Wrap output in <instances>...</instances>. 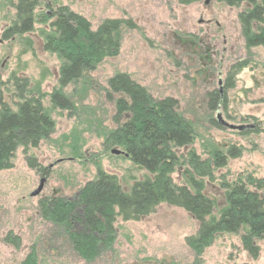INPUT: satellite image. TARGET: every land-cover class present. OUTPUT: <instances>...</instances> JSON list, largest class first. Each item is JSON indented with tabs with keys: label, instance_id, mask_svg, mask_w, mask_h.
<instances>
[{
	"label": "rangeland",
	"instance_id": "rangeland-1",
	"mask_svg": "<svg viewBox=\"0 0 264 264\" xmlns=\"http://www.w3.org/2000/svg\"><path fill=\"white\" fill-rule=\"evenodd\" d=\"M40 2L37 14L52 15L59 7H67L87 19L94 31L105 21H122V40L116 57L106 58L84 76L83 81H94L92 87L81 83L62 88L73 102L70 110H63L49 99L55 89L61 90V61L43 47L52 19L47 24L35 23L30 33L4 40L16 11L11 1L0 0V73L7 83L3 95L10 96L13 90L16 96L9 84L13 75L27 78L46 94L43 104L55 122L49 141L38 148L17 149L12 167L0 171V264H22L32 247L38 259L35 264H264V241L258 243L261 252L252 259L238 235H220L202 254L195 253L186 238L195 234L197 222L183 209L166 204L140 221L120 219L111 251L85 262L69 250L61 228L45 221L39 210V201L45 197L73 200L98 169L117 175L126 190L146 174L126 157L123 147L105 142L115 128L108 80L120 73L156 100L172 97L177 101L180 112L196 129L197 138L188 149L201 156H207L206 147L243 150L240 158L230 159L215 173L209 194L216 192L220 182L238 177H252L264 185V48L245 47L238 16L247 4L231 7L220 0L207 5L206 0L187 4L183 0ZM193 44H198L196 52ZM245 62V68L233 71L235 64ZM219 78L224 79L223 87ZM220 90L225 104L221 113L227 122L222 129L211 125L215 113L207 103L208 94ZM118 97L114 95L115 100ZM43 178L41 192L30 196ZM173 178L183 183L182 171Z\"/></svg>",
	"mask_w": 264,
	"mask_h": 264
},
{
	"label": "trees",
	"instance_id": "trees-1",
	"mask_svg": "<svg viewBox=\"0 0 264 264\" xmlns=\"http://www.w3.org/2000/svg\"><path fill=\"white\" fill-rule=\"evenodd\" d=\"M9 1L16 15L4 31V40L30 33L35 23L47 24L52 19L50 29L43 35V47L61 61L58 73L61 90L55 89L49 99L57 108L70 110L72 99L62 88L81 83L92 87L94 81L86 82L83 78L106 58L119 54L123 22L108 20L94 31L87 19L67 7H59L52 15L37 14L42 5L40 0ZM190 1L197 0L182 3ZM220 1L231 7L241 2L247 4L238 16L245 47L264 48V0ZM45 5L50 7L48 3ZM195 45L198 44L191 48L196 52ZM246 64H235L232 69L236 72ZM9 84L16 90V96L12 90L10 96L4 97L7 83L0 73V171L12 167L17 149L38 148L55 133V122L43 104L46 94L33 87L27 78L17 75L9 79ZM222 93V90L209 93L207 102L209 110L215 113L210 123L219 129L227 125L221 113L225 105ZM107 96L114 106L115 128L106 135L105 142L123 147L126 157L146 174L126 190L117 175L98 169L73 200L60 196L41 199L39 210L45 221L61 228L60 236L68 242L69 250L85 262L107 255L116 242L120 219L140 221L166 204L183 209L197 222L195 234L186 238L195 253L202 254L218 236L230 234L238 235L243 250L256 259L261 252L258 243L264 241L262 181L238 177L220 182L213 194L207 192L215 181V173L224 169L230 159L240 158L243 150L236 146L225 151L206 147L207 156H201L188 149L197 138L196 129L180 112L177 101L172 97L154 99L127 74H116L108 80ZM181 149L183 153L179 152ZM179 170L183 177L181 184L173 178ZM32 248L29 259L22 264L38 263L36 248Z\"/></svg>",
	"mask_w": 264,
	"mask_h": 264
},
{
	"label": "water",
	"instance_id": "water-1",
	"mask_svg": "<svg viewBox=\"0 0 264 264\" xmlns=\"http://www.w3.org/2000/svg\"><path fill=\"white\" fill-rule=\"evenodd\" d=\"M208 2H209V0H207V3H208ZM112 153H114V154H115V153L118 154L119 152L116 151V150H113ZM43 186H44V178L41 179V183H40L39 188H38L37 190H35L34 192H32V193L30 194V196H37V195L41 192Z\"/></svg>",
	"mask_w": 264,
	"mask_h": 264
},
{
	"label": "flooded vegetation",
	"instance_id": "flooded-vegetation-1",
	"mask_svg": "<svg viewBox=\"0 0 264 264\" xmlns=\"http://www.w3.org/2000/svg\"><path fill=\"white\" fill-rule=\"evenodd\" d=\"M223 81H224V79H221V78L218 79L219 86L223 87Z\"/></svg>",
	"mask_w": 264,
	"mask_h": 264
},
{
	"label": "bare ground",
	"instance_id": "bare-ground-1",
	"mask_svg": "<svg viewBox=\"0 0 264 264\" xmlns=\"http://www.w3.org/2000/svg\"><path fill=\"white\" fill-rule=\"evenodd\" d=\"M205 5H207V3L205 2Z\"/></svg>",
	"mask_w": 264,
	"mask_h": 264
}]
</instances>
